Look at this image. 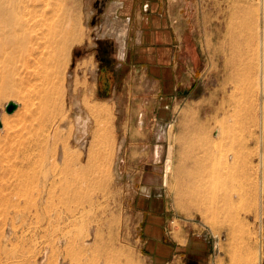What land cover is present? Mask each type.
<instances>
[{"label": "rangeland", "instance_id": "1", "mask_svg": "<svg viewBox=\"0 0 264 264\" xmlns=\"http://www.w3.org/2000/svg\"><path fill=\"white\" fill-rule=\"evenodd\" d=\"M63 1L80 15L83 41L72 46L64 72V98L56 114L64 118L56 132L47 125L48 138L30 159L19 141L32 105L29 95L0 99V264H239L240 256L248 264H264V193L262 199L258 194L264 134L257 74L259 0L180 1L183 23H190V31L195 27L203 51L202 73L171 94H162L159 81L134 70L124 56L130 48L128 24L120 55L118 34L112 31L126 22H116L109 13L114 0ZM108 24L113 28L103 34ZM192 42L186 34L183 57H192ZM104 57L110 69L121 64L109 92L101 79ZM11 100L18 107L7 113ZM187 138L195 143L211 139L219 168L226 154L236 155L234 178L215 189L234 193L233 203L227 207L219 195L218 205L225 208L207 211L208 221L203 208H186L178 195V167L190 150ZM92 144L97 152L90 160L86 147ZM67 155L73 166L93 170L96 177L82 180L84 199L65 189ZM237 188L242 196L235 194ZM86 238L89 248L82 250L78 243Z\"/></svg>", "mask_w": 264, "mask_h": 264}, {"label": "bare ground", "instance_id": "2", "mask_svg": "<svg viewBox=\"0 0 264 264\" xmlns=\"http://www.w3.org/2000/svg\"><path fill=\"white\" fill-rule=\"evenodd\" d=\"M62 2L64 1L0 0V99L5 96L19 95L24 92L28 93L29 95L28 97L32 102V105L29 106L27 112L25 113L24 121L20 129H24L25 131L21 134L22 137L18 134L21 137V140L19 141H21L22 144L20 145H24L23 148L21 147L22 152L24 153L23 156L27 159L32 157L33 149H37V147L40 148V146L43 145L42 143L44 139H46L47 134L49 135L47 132L48 129L54 126V132H56L59 123L64 118L59 117L60 114L59 116L56 115L57 112L61 110V101L63 100L62 97L64 93L65 82L64 72L65 68H67L68 61H70V52L72 46L75 43H81L83 41L84 34L81 24L82 21L79 17L80 15L76 17L71 9L66 6L67 4L64 5ZM258 4V16L260 19V24L257 43V74L260 109L263 112L264 0H259ZM116 7L117 4L113 5L109 13L112 14L116 10ZM124 24L120 25L118 29L116 28L118 32L117 34L120 37L118 40L120 43V50H123V37L127 31V22ZM108 27H110L109 24ZM106 29L107 27H105L104 32ZM81 64L82 67L86 65L84 61ZM92 76L94 77V75ZM87 83L88 82H86V84ZM86 104L89 108H93V105H95L89 102ZM96 107L98 108V106ZM94 111L95 109H93V113H95ZM104 114H106V112ZM207 121L209 120H206V122ZM208 123L209 122H207V124ZM41 126L43 127V130H40ZM108 129H110V127ZM192 129H200L199 132H201L204 131L205 128L201 126H194ZM219 132L221 138L225 139L227 137V130L225 128L222 127ZM263 135L260 137L261 147L259 151L260 177L258 194L261 199L264 193V149L262 148L264 142ZM203 141L205 144L201 143V139H199L196 143L192 138L185 139V142L190 145V150H188L186 154L184 153L186 156H184L185 162L182 161L179 164L178 172L181 174V177L178 179L177 189L178 195L182 197L183 206L185 205L186 208H203V210H205V212H203L205 221H208L209 219L207 218L206 214L207 211H214L213 214H215V211H222L225 208L218 205L220 197L222 198L223 204L227 207L233 203L232 195L234 193H231L229 190L219 192L215 189L217 188L216 185L219 182L226 181L232 176L234 178L235 174L232 170L234 168L236 155H233L232 153L226 154L225 159L220 162L221 167L219 168L217 162L215 161L213 150L214 144H212V140L203 139ZM89 145L86 147V149H88L87 155L89 159L92 160L96 156L97 151L94 144L91 146ZM44 148L46 147L44 146ZM196 149H203L205 150V153H201L202 155H200L197 153ZM97 150L99 149L97 148ZM72 161V156L67 155V164H64L65 167L63 170V175L67 182L65 189L67 192L72 194L73 197L77 198V200H81L86 198L88 195V193H85L83 190L82 180L84 181L85 179L87 181L94 182L96 181V177L93 173V170L90 172H83L80 167L73 166L71 164ZM187 161H191L192 164L189 165ZM235 191V194H240V196L243 195V191L241 189L237 188ZM219 195L221 196L219 197ZM259 206V216L262 217V203H260ZM213 218H215V216H213ZM78 244H80L82 250H88L90 241L86 238V240H83ZM107 257H110V254L107 253ZM110 263L113 262L111 261ZM248 263L249 262L247 258L242 256L239 257V264ZM101 264L108 263L102 261Z\"/></svg>", "mask_w": 264, "mask_h": 264}, {"label": "crops", "instance_id": "3", "mask_svg": "<svg viewBox=\"0 0 264 264\" xmlns=\"http://www.w3.org/2000/svg\"><path fill=\"white\" fill-rule=\"evenodd\" d=\"M180 1L114 0L116 22L128 24L130 48L124 56H129L134 70L159 81L162 94L176 93L180 84L202 73L203 51L195 27L190 31V23H183ZM186 34L194 41L189 44L191 58L182 56Z\"/></svg>", "mask_w": 264, "mask_h": 264}, {"label": "flooded vegetation", "instance_id": "4", "mask_svg": "<svg viewBox=\"0 0 264 264\" xmlns=\"http://www.w3.org/2000/svg\"><path fill=\"white\" fill-rule=\"evenodd\" d=\"M114 13H115V11L112 14H114ZM106 27H107V29L105 30V32L103 31L104 32L103 34L110 33L109 31L112 30V27H108V25ZM114 30L112 32L118 33L116 28H114ZM118 39H120L119 35H118ZM124 47H125V45H124ZM124 47H123V50H120V48H119L120 55L124 54L123 53L124 52ZM102 63H103V65H101L100 70H101V72L104 73V75H106V81H109L112 84L111 79L114 76V70H117V71L120 70L121 64L116 69H110V64H109L110 62L108 61V59L106 57H104V62H102ZM103 89L105 91H108V92L111 90V88L109 89L107 85L106 86L104 85Z\"/></svg>", "mask_w": 264, "mask_h": 264}, {"label": "water", "instance_id": "5", "mask_svg": "<svg viewBox=\"0 0 264 264\" xmlns=\"http://www.w3.org/2000/svg\"><path fill=\"white\" fill-rule=\"evenodd\" d=\"M17 107H18V103L13 101V100H11V101L6 103L5 110H6L7 113H12V112H14L17 109ZM0 127H2L1 118H0Z\"/></svg>", "mask_w": 264, "mask_h": 264}, {"label": "trees", "instance_id": "6", "mask_svg": "<svg viewBox=\"0 0 264 264\" xmlns=\"http://www.w3.org/2000/svg\"><path fill=\"white\" fill-rule=\"evenodd\" d=\"M102 78L105 79V81H104V85H105V86L107 85L108 88L110 89V88H111V87H110V86H111V83H110L109 81H106V75H104L103 77H101V79H102Z\"/></svg>", "mask_w": 264, "mask_h": 264}]
</instances>
